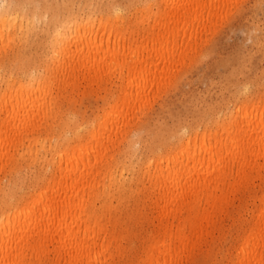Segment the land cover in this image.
I'll use <instances>...</instances> for the list:
<instances>
[{
    "label": "bare ground",
    "instance_id": "bare-ground-1",
    "mask_svg": "<svg viewBox=\"0 0 264 264\" xmlns=\"http://www.w3.org/2000/svg\"><path fill=\"white\" fill-rule=\"evenodd\" d=\"M19 1L0 0V38L7 27L31 29L37 14ZM230 1L146 0L139 11H130L142 17L133 26L123 7L113 2L114 15L108 17L102 12L91 16L90 8L86 16L73 10L60 22L54 13L49 23L57 25L50 47L55 56L47 70L21 80L7 75L0 86V180L21 158L36 162L45 151H57L58 143L41 130L62 106L58 97L64 94L67 77L58 80L65 72L60 59L83 54L79 41H87L93 50L89 58L81 57L83 63L91 60V68L87 75L70 76L71 85L79 75L99 84L112 74L146 96L148 87L202 38L204 27ZM64 3H56V10ZM118 115V108L107 110L99 127L83 138V146L68 140L71 147L56 156L61 161L59 179H50L27 197L20 195L15 182L6 184L0 203V264H112L124 253L127 238V232L117 228L123 222L116 217L119 206L112 203L128 194L149 208L141 217L138 264H187L218 229L230 197L241 192L249 193L252 206L247 205L228 251L229 264H264V92L245 96L232 111L202 126L179 124L165 131L167 148L156 152L155 163L146 162L147 168H155L129 185V168L107 139L128 127Z\"/></svg>",
    "mask_w": 264,
    "mask_h": 264
},
{
    "label": "rangeland",
    "instance_id": "rangeland-1",
    "mask_svg": "<svg viewBox=\"0 0 264 264\" xmlns=\"http://www.w3.org/2000/svg\"><path fill=\"white\" fill-rule=\"evenodd\" d=\"M145 1L72 0L69 3L68 0H20L19 2L28 6L27 11L31 8L37 15L31 20V29L7 27L1 37L3 39L0 38V86L7 75L21 80L35 71L47 70V62L55 56L50 47L53 45L52 38L57 25L49 23L54 13H57L60 22L65 21L73 10H77L80 16H86L91 11V16L102 12L108 17L114 15L113 2L123 7L122 11L125 12L122 13L128 25L131 23L133 26L141 20V15L137 12L131 16V12H135L136 8L139 11V6L142 7ZM61 2H65L61 5L63 8L57 11L56 3ZM107 33L109 30L105 31ZM202 33V38L179 54L176 63L164 71L157 83L147 86L146 96H139L136 87L122 84L112 74L99 84H90L83 79V75H79L75 84L71 85L70 80L68 81L70 76L76 73L87 75L91 68V60L83 63L82 59L89 58L93 50L87 41H79L77 47L84 46L83 54H76L69 61L60 59L65 61V72L58 76V80L67 77L64 94L58 97L62 106L50 116L41 130L51 142L58 143L57 151H45L36 162L21 158L13 171L0 180V203L9 181L15 182L20 195L27 197L37 187L44 188L50 179H59L62 175L59 170L61 161L56 156L71 147V140L68 141L70 138L74 144L83 146V138L88 139L99 127L102 117L109 109L118 108L120 115L117 117L121 125H128L120 135L108 136L107 139L117 156L129 168L126 177L129 185L139 175L155 168H147L146 162L153 160L155 163L156 152L167 148L169 143L168 137L163 135L165 131L179 124L182 127L195 124L202 126L204 121L214 116L220 118L232 111L235 104L245 96L264 92V0H231L225 3L216 20L208 23ZM207 50H210L208 54ZM127 89L130 91H126ZM130 92L132 95L128 94ZM1 125L0 122V129L4 128ZM175 138V135L171 137L173 140ZM139 148L141 151H138ZM83 152L77 151V154ZM133 175L135 177L131 179ZM142 201L128 194L122 201L114 200L112 203L119 206L116 217L123 222L117 228L127 232V238L122 242L124 253L117 256L112 264H138L142 242L139 235L143 230L141 217L147 216L149 212ZM251 202L248 192L232 195L218 229L204 241L202 252L187 260V264H229L228 251L234 243L239 225L247 215V205L249 208L252 206Z\"/></svg>",
    "mask_w": 264,
    "mask_h": 264
}]
</instances>
